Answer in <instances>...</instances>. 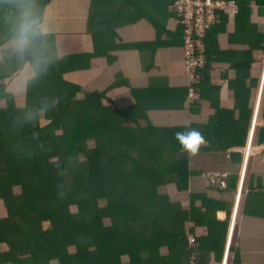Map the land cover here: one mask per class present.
<instances>
[{"label":"trees","instance_id":"16d2710c","mask_svg":"<svg viewBox=\"0 0 264 264\" xmlns=\"http://www.w3.org/2000/svg\"><path fill=\"white\" fill-rule=\"evenodd\" d=\"M52 1L0 0V46L16 38L23 10H31L33 19L41 22ZM99 1L107 6L113 1L116 9L127 7L133 15L142 13L139 16H150L151 5L167 9L176 2L121 0L120 5L118 0ZM235 1L240 9L236 41L248 46L247 51L215 48L214 33L229 20L221 14V24L207 35L206 63L197 72L198 82L189 83L186 95L179 99L185 102L192 88L194 103L210 98L216 89L211 85V72L217 70L214 63L232 57L227 73H236V79L229 80L235 109L217 111L207 125L215 123L225 135L214 141L220 148H226L224 142H246L253 111L246 105L249 88L258 86L260 76L252 53L264 51V31L251 23V0ZM252 1L264 13V0ZM90 25L97 42L94 53L59 58L49 34L33 37L23 54L16 49L3 53L0 100L6 106L0 107V202L6 215L0 214V264H52L54 260L58 264H191L192 260L220 264L229 219H218L217 211L226 208V203L207 192L190 193L188 205L173 198V192L190 188L188 155L181 153L175 138L176 132L187 128L144 125L129 111L107 105L110 91L119 83L105 91H91L63 78L65 71L90 69L93 58L108 52L104 43L109 37L102 23L92 20ZM27 64L34 75L26 85L24 106L19 108L6 82ZM236 110L241 116L238 120L233 119ZM260 115L264 117V102ZM256 128L255 142L264 144V124ZM102 198H106L104 205ZM197 227L206 231L197 234ZM190 234L195 236L192 243ZM236 257L231 244L228 261L240 264Z\"/></svg>","mask_w":264,"mask_h":264},{"label":"crops","instance_id":"0c3cea01","mask_svg":"<svg viewBox=\"0 0 264 264\" xmlns=\"http://www.w3.org/2000/svg\"><path fill=\"white\" fill-rule=\"evenodd\" d=\"M93 1L53 0L45 7L41 23L48 27L47 35L55 39L59 58L76 53L95 52L97 42L90 31L92 20L95 23H102L101 29L107 31L105 34L109 37L104 43L105 46H109L108 52L93 58L90 69L65 71L63 78L70 83L85 86L91 91H105L119 83L117 88L110 91L109 99L106 101L108 105L129 111L144 125L151 123L157 126L199 130L204 142L197 151L199 157L196 160L200 159L204 164L206 160L210 161L211 167L200 169V175L194 176L196 170L193 169V165L195 163L197 166L196 162H192L191 156L185 150L182 149L181 153L188 155V167L192 171L189 186H196L191 191L199 193L205 190L209 192V196L227 205L226 208L217 211L218 219H229L220 264H233V261L226 258L230 242L235 247L238 256L236 258L240 264H264V144L255 142L254 133L253 136L251 133L255 116L252 114L249 119L246 142L240 145L224 142L226 148H220L219 143L214 142L225 137L221 129L218 130L219 126H215V123L207 126L213 117L215 118L217 111L235 109V93L229 86V80L233 79L235 73H227L232 57L214 63L213 67L217 70L211 72V85L216 89L209 93L210 98L200 96V101L194 103V98H190L188 92L185 102L182 100L179 102L187 93L189 77L185 71L183 31L177 16L172 12V3L167 9L151 5L150 16L148 14L139 16L142 13L134 16L127 7L125 10L121 7L116 9L113 1L107 6L104 1L100 3L99 0H95L97 8L94 9ZM116 2L120 5L123 3L121 0ZM249 2L251 23L260 26V21L258 24L254 20L256 17L264 20V13H259L254 1ZM117 11L119 12L116 13ZM225 16L229 19L228 23L214 33L215 48L242 54L247 51L248 46L244 50L241 47L246 45L236 41V17H231L229 13ZM15 39L0 46V63L4 51L16 49L12 45ZM115 43L123 47L112 48ZM33 72L31 66L27 64L15 76L16 78L21 75L20 81L15 83L13 78L6 82L7 90L13 93L15 100L18 92L26 95V85L34 75ZM246 105L252 109V100ZM240 117L239 111L236 110L233 119L238 120ZM256 121L255 124L263 125L260 124L259 117ZM250 141L252 147L247 153ZM231 175H235V180L229 178ZM231 180L234 187L230 186ZM173 194L174 197L181 198L185 205L189 204V191ZM221 210H225L227 214L220 213ZM192 225L191 222L188 224L189 227ZM205 231L206 228L197 227V234Z\"/></svg>","mask_w":264,"mask_h":264},{"label":"built area","instance_id":"2783aa9c","mask_svg":"<svg viewBox=\"0 0 264 264\" xmlns=\"http://www.w3.org/2000/svg\"><path fill=\"white\" fill-rule=\"evenodd\" d=\"M172 10L183 27L185 71L191 85L198 82L197 72L206 63L207 34L220 22L221 14L229 13L235 17L239 7L235 0H176ZM195 95L194 89H190V98ZM247 148L249 153L251 145ZM189 241H195L194 234H190ZM191 264H195V261L192 260Z\"/></svg>","mask_w":264,"mask_h":264},{"label":"clouds","instance_id":"9594fccd","mask_svg":"<svg viewBox=\"0 0 264 264\" xmlns=\"http://www.w3.org/2000/svg\"><path fill=\"white\" fill-rule=\"evenodd\" d=\"M220 23H221V19L217 25H219ZM48 31L49 29L46 25L33 19V13L31 10L29 9L23 10L20 14L17 28H16V39H15L16 51L20 54H23L25 49L29 46L30 40L33 37L45 35L47 34ZM205 45H206V39H205ZM260 101H261V93L259 96V103L257 104V108L255 109L254 114H253V116L255 117H254V123H253L252 130H251L252 136H253V133H255L256 127L258 125L257 123L255 124V121L257 120V117H259V111H260V105H261ZM175 138L179 142V145L181 146V148L185 150L186 152H188L189 154L197 153L199 147L204 142V137L202 133L199 130L194 129V128H187L185 131L176 132ZM250 145H251V141H250ZM230 244L227 250L226 258H228V255H229Z\"/></svg>","mask_w":264,"mask_h":264},{"label":"rangeland","instance_id":"374dc122","mask_svg":"<svg viewBox=\"0 0 264 264\" xmlns=\"http://www.w3.org/2000/svg\"><path fill=\"white\" fill-rule=\"evenodd\" d=\"M258 18H260V17H256L254 21L257 22V23H258V21H260V26L258 25L259 26V30L263 32L264 31V20L261 19V18L258 20ZM12 45H13V47L15 46V41H14V43ZM241 48L245 50L247 48V46H244V47H241ZM252 58H253V65L260 70V76H259V80H258V86L256 88H254V87L251 88L250 87L251 86V83L249 81L247 82V85H248L247 88L250 87L249 89H251L250 90L251 92H250L249 100H248L247 103L249 105V102L252 100V107H251L252 109L251 110H253L252 111V114H254V111L257 108V104L259 103L260 93L262 92V90H264V79H263L264 78V51H255L254 57L252 56ZM26 74H28V73H26ZM235 78H236V73H235V75H233V79H235ZM20 79H21V75H18L14 79V82L17 83L18 81H20ZM262 84H263V86H262ZM261 88H262V90H261ZM25 99H26L25 96L22 93L18 92V95L16 97V100H17V106L19 108H22L21 104H24L25 103ZM263 102H264V91H263V94H262V97H261V103H263ZM5 106H6V101L5 100H0V107H5ZM260 107H261V105H260ZM263 119H264L263 115H260V117H259L260 124L261 123L264 124V121H262ZM259 126H261V125H259ZM256 137L257 136H256V132H255L254 133V138H256ZM189 155L191 156L192 162H196V164H197V166L195 165V163L193 165V169L196 170L194 172V174H193L194 176L200 175V171H201L200 169H202V168H204L206 166L207 167H211L210 166V161H207L206 160L205 161V164L206 165H205L202 160H200V159L199 160H196L199 157V155L197 153H195V154H189ZM194 188H196V186L191 185L188 191L190 193H194V191H191V190H194ZM203 193H206L205 190L203 191ZM207 193H208V195H210L209 192H207ZM173 198H175L176 200L178 199L179 201H181V198H179V197H173ZM105 203H106V198H102L101 199V204L104 205ZM0 214L3 215V216L6 215V208H5V206H4V204L2 202H0ZM106 221L108 222V220H106ZM44 225L46 226V224H44ZM241 230L242 229H240V231H239L240 233H241ZM70 250L73 251L74 249L71 247ZM164 250H165V248H163V251ZM52 264H58V263H57V261L54 260L52 262Z\"/></svg>","mask_w":264,"mask_h":264},{"label":"water","instance_id":"95a60500","mask_svg":"<svg viewBox=\"0 0 264 264\" xmlns=\"http://www.w3.org/2000/svg\"><path fill=\"white\" fill-rule=\"evenodd\" d=\"M220 213H222V214H227V212H226L225 210H221Z\"/></svg>","mask_w":264,"mask_h":264},{"label":"bare ground","instance_id":"6f19581e","mask_svg":"<svg viewBox=\"0 0 264 264\" xmlns=\"http://www.w3.org/2000/svg\"><path fill=\"white\" fill-rule=\"evenodd\" d=\"M264 79V78H263ZM261 94H262V92H261Z\"/></svg>","mask_w":264,"mask_h":264}]
</instances>
